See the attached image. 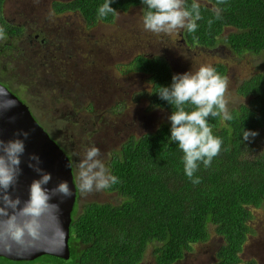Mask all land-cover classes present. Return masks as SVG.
I'll return each instance as SVG.
<instances>
[{"label": "trees", "instance_id": "trees-1", "mask_svg": "<svg viewBox=\"0 0 264 264\" xmlns=\"http://www.w3.org/2000/svg\"><path fill=\"white\" fill-rule=\"evenodd\" d=\"M194 2L201 15L196 21L198 27L194 32H178L187 46L211 49L225 45L237 54L264 51V0H185V7L190 9ZM104 3L54 0L51 5L56 12L77 11L92 24L114 18V13L98 17V8ZM137 5L143 17L148 9L141 0H113L111 7L126 10ZM0 21L7 27L1 14ZM225 28L232 30L223 34ZM211 66L227 80L224 62L215 61ZM118 70L145 74L150 107L164 109L168 116L176 110L157 94L160 87L170 86L175 75L163 55L139 53L120 64ZM13 93L22 99L18 91ZM236 93L245 101L227 107L231 120L207 118L222 145L209 167L200 163L194 173L200 179L198 184L185 175L184 153L178 144L169 141V120L153 131L130 136L104 161L108 173L117 178L105 189L117 195L116 201L86 200L79 204L78 195L71 211L69 257H40L52 258L58 264H138L150 252L155 264H171L195 244L208 241L212 229L222 239L212 264H237L243 242L252 231L250 207L264 212V71L242 79ZM73 101L75 105L79 99ZM193 109L185 105L186 111ZM245 130L257 135L243 141ZM0 260L16 262L2 256Z\"/></svg>", "mask_w": 264, "mask_h": 264}, {"label": "rangeland", "instance_id": "rangeland-1", "mask_svg": "<svg viewBox=\"0 0 264 264\" xmlns=\"http://www.w3.org/2000/svg\"><path fill=\"white\" fill-rule=\"evenodd\" d=\"M27 1L23 0V2ZM51 1L32 0L30 2L33 8L32 15L40 24L41 35L38 38L44 36L43 31H46L47 34L51 32L49 42L55 50L57 40L60 37V35L58 36L59 31L68 30L67 33L69 34L77 27L76 32L82 35L90 46L97 47L101 59L98 65H89L95 67L96 81L92 83L88 77H83L81 84L76 81L73 86H68V88L62 90L65 99H79L80 105L77 104V106L79 105L78 108L76 106L77 102L74 105L76 110L79 109V113L73 115L76 122L72 123V121L64 120L66 113L60 110L58 105L49 107L44 102V97L47 95L42 91L41 82L43 81L35 77L29 70L16 71L14 69L12 79L15 78V81L21 85H31L29 90L22 87L25 90L17 88V91L36 120L48 133H58L59 135H55L56 137L65 135L69 137L71 142L79 145L77 149L74 148L78 164L83 158L85 150L89 148L85 146L89 139L101 146V148H98L100 150L98 159L104 164L103 160L107 158L108 153L117 148L125 136H138L153 131L159 124L168 121L166 110L149 106L146 93L150 85L145 74L120 72L118 70L117 66L119 64L126 63L134 55L139 53L154 55L161 53L170 62L175 74L194 73L202 65L211 66L215 61L224 62L227 65L226 81L228 86L225 93V99L228 101L227 107L245 101L244 97L236 93V86L242 79L264 71V51L259 54H237L225 45L211 49L187 46L181 40L179 30L170 34H156L146 31L143 27L140 5L129 7L126 10H116L111 21H99L98 27L94 31L88 30L87 32L86 27L88 26L83 22L78 12V15L76 13L57 15L52 11ZM16 2L17 0H6L4 14L16 22L23 23L26 17H24L21 10L16 11ZM12 15L15 17H12ZM82 24L84 30L79 26ZM229 30L232 29L225 28L223 34H226ZM7 64L8 66L11 65L7 58L0 59V66ZM89 66H83V68ZM2 78L8 80L4 76ZM87 85L91 86V90L94 92L91 98L84 95ZM76 87L77 90H75ZM91 103L93 104L92 107H90ZM78 174L79 168L77 167L75 173L77 185H79ZM78 192L79 204L86 200L115 202L117 199V195L105 189L84 194L81 193L78 186ZM251 211L253 217L249 222V226L252 229L251 232L255 233L256 236L252 240L246 238L245 244H243L244 250L239 255L241 259L239 264H249L248 261L253 259V250L248 248L251 242L255 243L257 242L256 239L260 238V245H264V212L253 207ZM210 232V245L213 242L220 244L221 237L215 234L212 229H210ZM196 246L198 245H194V251H185L183 256L175 262L181 260L177 264H194ZM150 250L151 248H148V251ZM0 261L2 264L7 263L6 260ZM146 263L155 264L154 256L150 252L144 260V264ZM12 264L58 263L52 258L39 256L34 261L19 260Z\"/></svg>", "mask_w": 264, "mask_h": 264}, {"label": "clouds", "instance_id": "clouds-1", "mask_svg": "<svg viewBox=\"0 0 264 264\" xmlns=\"http://www.w3.org/2000/svg\"><path fill=\"white\" fill-rule=\"evenodd\" d=\"M217 2L222 3L223 0H217ZM112 3L113 0H105V3L98 8L99 18L116 12L111 7ZM141 3L148 9L143 16V27L152 33L170 34L179 29L194 32L198 27L196 21L201 19L199 5L195 2L192 3L190 9L185 7V0H141ZM216 11L219 12L218 9ZM3 36V29L0 28V38ZM160 55L163 54L160 53ZM172 72L174 73L173 70ZM227 86L226 79L217 74L212 66L202 65L194 73L186 72L173 75L170 86L160 87L157 93L161 100L176 109L168 116L171 123L169 141L178 144L184 153L182 157L184 172L193 184L200 182L198 177H194L200 163L209 167L213 158L221 150L222 141L213 135L207 118L222 116L226 121L232 119L227 108L228 101L225 99ZM189 104L194 106L192 111L185 110V105ZM256 135L257 133L254 131L245 130L242 139L248 141ZM18 136L27 139L28 133L20 132ZM23 153V140L15 139L7 142L0 140V217L6 218V222H10L12 226L5 231H0V240L5 236L19 240L26 232H31L33 218L38 217L41 210L48 206L52 195L70 196V190L65 181L59 182L53 188L47 187L52 179L51 174L38 167L39 158L33 155L30 159L36 161V164L29 166L33 167L39 179H34L29 185L28 199L21 206V201L18 197H12L10 189L13 188L19 174L20 157ZM99 155L98 148H87L78 164L79 185L77 187L79 186L81 193L101 191L117 182V178L108 173L104 164L98 159ZM73 175L75 176L74 172ZM74 181H76L75 177ZM17 216H22L24 221L16 223ZM210 242L211 237L208 241L197 245ZM220 244L215 242L211 244L214 247V256ZM191 251H194V248L188 250V252ZM147 254L145 253L144 257ZM209 261V264H212L215 258H211Z\"/></svg>", "mask_w": 264, "mask_h": 264}, {"label": "water", "instance_id": "water-1", "mask_svg": "<svg viewBox=\"0 0 264 264\" xmlns=\"http://www.w3.org/2000/svg\"><path fill=\"white\" fill-rule=\"evenodd\" d=\"M20 132H27V139L18 136ZM15 139L23 140L24 153L20 157L16 182L10 189L12 197H18L22 206L28 199L29 185L34 179H39L33 167L29 166L36 164L30 159L33 155L39 158L38 167L51 174L52 179L47 187L53 188L65 181L70 196L52 195L48 206L41 210L38 217L33 218L31 232H26L19 240L10 236L0 240V256L15 261L33 260L44 254L67 259L70 253L68 238L71 211L79 195L71 160L63 147L35 119L28 106L0 83V140L7 142ZM23 221L22 216H17L16 223ZM10 227L11 223L0 217V231ZM213 254L214 247L210 243L196 246L194 264H209V259L215 258Z\"/></svg>", "mask_w": 264, "mask_h": 264}, {"label": "flooded vegetation", "instance_id": "flooded-vegetation-1", "mask_svg": "<svg viewBox=\"0 0 264 264\" xmlns=\"http://www.w3.org/2000/svg\"><path fill=\"white\" fill-rule=\"evenodd\" d=\"M5 1L6 0L2 1L0 14L2 19L6 21L5 23H7V27H5L4 24L0 21V28H2L4 32L3 38H0V59L7 58L11 65L8 66L7 64L4 66H0V81L11 92L17 91V88L22 90L28 88L29 90L31 87L30 84L21 85L15 81V78L12 79L14 69L16 71H23L25 69L29 70L35 77L43 81L41 82L43 88L42 91L47 95L46 97H44V102L49 105V107L58 105L60 110L66 113V116H64V120L72 121V123H75L76 121H74L73 115L79 113V109L76 110V107L74 106L73 99L75 98L65 99L62 90L68 88V86H73L76 81L81 84L83 77H88L89 81H91L92 83L97 80L96 71L94 69L95 67L93 68L89 66L98 65V62L101 61L99 53L97 51V47L90 46V44L84 39V37L76 32V27V29L72 30L69 34L67 33L68 30L59 31L60 33L58 34V36L60 35V37L57 40L58 43L55 46L54 50V48L51 47V43L49 42L51 38V32L47 34L46 31H43L42 33L44 36L38 38L41 35V29H39L40 24L32 15L33 8L31 7L30 3L32 0H28L27 2H23V0H17L16 2V11L21 10L24 14V17H26L23 20V23L16 22L15 20L8 18L7 15L4 14ZM51 4L50 6L52 8ZM52 11L57 15L63 13L77 14V11L56 12L53 10V8ZM12 17L15 16L12 15ZM83 22L88 26L86 27L87 32L88 30L94 31L98 27L99 23V21H97L96 23L87 24L84 20ZM79 26L84 30L83 24ZM14 31L16 32V35L12 33ZM143 54L149 56L154 55L146 53ZM83 66L89 67L83 68ZM118 66H120V64ZM3 76L7 77L8 80H4L2 78ZM22 87H24L25 89H23ZM90 90L91 86L87 85L84 95L88 98H91L92 94L94 93L92 90L91 92H89ZM77 104H79V102L76 103V106ZM92 106L93 104L91 103L90 107ZM65 110H67V112H65ZM49 134L68 153V156L71 160L73 172L75 174L78 167V160L74 148L77 149L79 145H77L75 142H71L69 137L65 135L56 137L55 135H59L58 133ZM128 137H130V135L125 136L122 139V142ZM95 143L96 142H91V139H89L85 146L89 148H101L100 145H97V143ZM103 161H105V159ZM254 234L255 233L252 232L248 233L247 239H255L256 235ZM256 240L257 242H251L248 247L253 250V259H250L248 263L264 264V245H260V238ZM243 250L244 245L239 255L243 252ZM146 257L147 255L138 264H144V260L146 259ZM180 261L181 260L175 262L174 264H177ZM240 262L241 259L237 264H239Z\"/></svg>", "mask_w": 264, "mask_h": 264}]
</instances>
